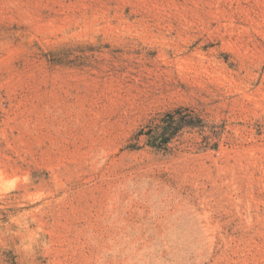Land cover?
Masks as SVG:
<instances>
[{
  "label": "rangeland",
  "instance_id": "374dc122",
  "mask_svg": "<svg viewBox=\"0 0 264 264\" xmlns=\"http://www.w3.org/2000/svg\"><path fill=\"white\" fill-rule=\"evenodd\" d=\"M0 264H264V0H0Z\"/></svg>",
  "mask_w": 264,
  "mask_h": 264
},
{
  "label": "trees",
  "instance_id": "16d2710c",
  "mask_svg": "<svg viewBox=\"0 0 264 264\" xmlns=\"http://www.w3.org/2000/svg\"><path fill=\"white\" fill-rule=\"evenodd\" d=\"M168 118L173 120V117L172 115H168ZM165 125L159 127L160 131L152 136V133H149L150 135V144L153 146V147H159L163 144H166L169 142V140L171 139L172 135H174L182 125H177L176 127H172V121H163Z\"/></svg>",
  "mask_w": 264,
  "mask_h": 264
}]
</instances>
